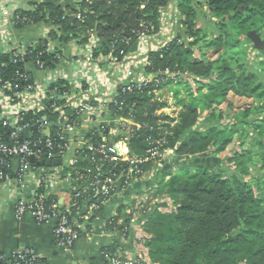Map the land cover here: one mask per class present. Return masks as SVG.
Listing matches in <instances>:
<instances>
[{
  "label": "trees",
  "instance_id": "1",
  "mask_svg": "<svg viewBox=\"0 0 264 264\" xmlns=\"http://www.w3.org/2000/svg\"><path fill=\"white\" fill-rule=\"evenodd\" d=\"M71 1L76 7L32 5V10H20L17 14L23 22L17 26L23 28L42 21L51 23L58 30L50 33V44L62 45L74 40L79 45H86L94 36L101 42L102 49L111 52L119 61L123 59L119 56L121 51L128 55L137 48V33L149 28L154 29L153 34L161 33L160 9H167L172 0H147L145 8H142L145 0ZM205 6L210 11L212 23L217 24V20H221V30L224 29L226 35L222 34L205 45L214 54L229 55L227 47L237 49L241 45L240 38L250 42L248 35L251 32L264 36V0H201L196 4L193 0H177L179 20L173 36L163 49L151 51L147 56L146 71L156 78L146 88L128 95L124 109L119 114L123 119L133 121L134 125L128 126L131 133H126L120 127L121 133L113 139L107 131L102 136V130H94L87 138L98 148L104 142V137L109 148L116 151L123 140L127 141L129 155L120 156L117 163L106 164L103 168L105 177L114 175L120 179V186L111 195L124 189L130 170L136 167L140 174L134 172L132 176L139 179L154 168L153 162L132 165L127 162L128 157L135 162L145 161L148 151L155 147L161 155L174 151L176 165L164 168L159 186L165 188L163 193L172 200L175 211L164 214L155 210L143 225L144 233L151 238L146 245L153 264H264V190L260 188L258 195L254 190L255 179L245 180L250 175L247 166L252 154L244 150L241 153L234 152L227 159L236 164L237 173H227L219 166L220 160L214 158L192 165L180 163L184 158L205 157L214 147L219 159L227 157L224 155L233 144L234 135L228 132L227 138L223 139L221 136L224 132L215 128L207 136L194 130L201 118L199 106L203 101L192 99L190 104L179 101L181 110L175 119H171L159 114L167 105L155 100V92L174 83L166 73L189 75L200 80H208L218 74L213 88L201 87V90H216L220 94L219 99L222 98L220 102H212L209 106L210 119L221 120L222 116L214 113V103L219 107L227 101L232 103L226 104V109L236 119L240 116L239 123L248 120L252 112L259 115L264 111V78L245 65L235 69L229 67L228 59L222 63L214 62L206 54L203 55L205 60L194 58L193 48L206 42L203 34L205 29L199 26V14ZM48 43L39 46L37 52H45L44 59L47 66L51 67L56 62V55L62 54V50L61 46H57L54 53ZM23 71L22 64L15 65L7 55L0 56V77ZM69 90L70 86L64 84L59 92ZM234 96L240 98L239 103L243 98L255 99V104L237 107ZM55 100L48 99L47 104L52 105ZM58 105L64 106L60 102ZM115 110L114 106H110V111L115 113ZM63 112L69 116L73 110L64 108ZM57 118L58 113L50 112L48 115L51 122ZM161 123L167 125L159 131ZM153 140H160L161 143L153 144ZM263 144L259 141V146ZM100 159L99 155L85 150L76 167L69 169L79 180V191L70 194L80 209H74L76 214H81L82 206L89 199L92 200L89 206L97 205L98 213L103 210L104 199L96 196L91 184ZM117 220H109L107 229L112 230ZM103 250L115 253L116 246ZM91 264L99 263L92 260Z\"/></svg>",
  "mask_w": 264,
  "mask_h": 264
},
{
  "label": "built area",
  "instance_id": "2",
  "mask_svg": "<svg viewBox=\"0 0 264 264\" xmlns=\"http://www.w3.org/2000/svg\"><path fill=\"white\" fill-rule=\"evenodd\" d=\"M146 3L147 0H145L142 8H145ZM203 12L204 16L207 13L205 7ZM160 14L161 32L165 24L173 25L170 30L172 32L179 20L177 0H172L167 9H160ZM207 14L210 15V11ZM13 21L16 25L19 22H23L17 13L14 14ZM153 32L154 29L149 28L137 33L139 37L138 45L147 47L150 40L157 35L153 34ZM169 39L163 38L164 44H161L156 50L163 49ZM37 49H23L21 46H15L7 56L13 64H22L24 71L16 72L12 76L3 75L0 77V188L15 186L14 215L18 220L30 216L39 224L56 221L54 229L55 241L64 252H70L81 236L93 237L94 225H91V217L93 212L98 210L99 207L95 204L89 206V203L92 202L89 199L82 206L81 214H76L74 209L80 210L76 201L70 198L71 206H61L64 199L60 200L58 198L56 189L62 184L61 182H64L66 187L68 184L67 188L70 194L79 191V180H74V175L69 172V169L76 167L83 156V152L87 150L101 157L99 160L100 164L95 168L91 181L92 186L96 190V196L104 199L103 206L114 196L111 195V192L120 186V179H116L114 175L105 177L103 168L106 164L117 163L118 157L129 155L127 142L123 140L120 149L116 151L109 148V143L104 137V142L98 148H95L87 137L95 130V126L98 127L97 130H102V136L107 131L109 137H114L113 127L124 124L128 126L134 125L132 120H125L121 115L119 116L124 109L126 98L135 90L146 88L148 83L154 80L156 76L147 73L146 59L143 73L138 76L136 82H131L124 86L120 85L116 88L114 94L105 99L93 100L75 89L63 93L59 92V89L64 86L63 84H57L54 87L53 97L50 98L49 93H46L38 84L33 82L29 73L25 70V67L32 63L38 70L48 71L49 67L44 59L45 52H37ZM119 56L124 58L127 57V54L121 51ZM55 58L59 59L60 55L57 54ZM166 75L169 76L170 74L166 73ZM48 99L50 101L56 100L52 105H48ZM58 102L64 106H59ZM110 106L116 108L115 113L110 111ZM64 108L72 109V114L66 116L63 112ZM106 110L110 111L113 118L111 127L102 124L100 121L102 112ZM50 112L58 113V118L55 122H51L48 119ZM80 125H85L86 127L85 138H83L84 145L79 150H72L71 141H73V136H75L76 130ZM136 127L140 128L138 125ZM152 142L156 145L161 143L160 140H153ZM163 155L159 154L158 148L155 147L148 151V157L145 161L135 162L128 157L127 162L135 166L145 162L154 163ZM57 160L61 162L60 166H47L48 162ZM92 162H94V158ZM134 172L140 174L136 167L130 170L124 190L135 179L132 176ZM33 174H37V178H34V180L38 188L37 192L29 194ZM77 183L78 185H76ZM143 209L139 201L138 210L136 211L137 219L141 220L142 215L140 222L144 225L147 221L146 214L148 211L146 212ZM85 210H87L86 213H84ZM127 214L131 216L133 212ZM113 219L110 218L109 220ZM89 228L92 229L91 232L88 231ZM134 230L132 228L131 231L123 229L124 238L128 239L130 233L138 234ZM109 231L111 230H108L107 227L104 228L105 233ZM137 240H139L138 237ZM140 247L136 243L134 251L125 254L102 250L100 252L103 260L101 264H152L147 252ZM0 264L48 263L34 250L24 249L17 252L11 259L0 255Z\"/></svg>",
  "mask_w": 264,
  "mask_h": 264
},
{
  "label": "crops",
  "instance_id": "3",
  "mask_svg": "<svg viewBox=\"0 0 264 264\" xmlns=\"http://www.w3.org/2000/svg\"><path fill=\"white\" fill-rule=\"evenodd\" d=\"M32 5L76 7L71 0H0V55H8L15 46H21L23 49L38 48L50 42V33L53 30H58L51 23L45 21L18 28L13 21L14 14L20 10H32ZM163 31H166V29ZM162 32L160 35L154 36L147 47L138 45L133 52L119 61L113 57L111 52L102 49L101 42L94 36L86 45H79L74 40L62 45L48 43L49 49L54 53H56L55 48L61 46L62 54L58 53L60 58H55L56 62L49 67L48 71H40L32 63L28 64L25 70L29 73L33 82L38 84L46 93H49L50 98L53 97L54 87L57 84H67L72 90L75 89L87 95L90 99H105L114 94L116 88L120 85L124 86L136 82L138 76L143 73L147 54L156 50L163 38H168V35ZM162 95L163 90L157 91L155 100L160 101ZM100 121L102 124L111 127L113 118L110 111H103ZM97 128L95 126L94 129L97 130ZM85 130V125H80L77 128L73 141H71L72 150H79L83 147ZM172 161L175 164L176 159ZM162 173L157 168L154 173L139 178L125 191L112 196L103 206V210L94 218L93 237L81 236L70 252H64L55 241L56 221L39 224L30 216L18 220L14 215L15 186L0 188V255L11 259L17 252L31 249L48 264H91L92 260H97L101 264L103 260L100 252L107 247L116 246V252L119 254L132 253L135 247V234L132 233L131 238L125 239L123 236L125 224H118L117 229L105 233L106 222L110 218H124L126 212L128 213L131 209L128 204L132 202L131 198L133 196L138 197V201H141L142 196H149L157 200L155 201V208L163 206L162 197L166 195L156 190V196L155 193L151 196L152 192H150L151 186H154L155 183H158L159 186ZM34 178H37V174H33L29 194L37 192L38 185L35 183ZM75 179L76 177H74ZM61 183L57 187L56 193L60 200L64 199L61 206L69 207L72 202L67 188L68 184L66 187L64 182ZM151 211L149 210L150 213ZM86 212L87 210L84 211V213ZM132 227L133 225H131ZM95 230H97V233H95ZM136 235L138 238L141 236ZM97 237L98 240H95ZM96 241H99V243H96Z\"/></svg>",
  "mask_w": 264,
  "mask_h": 264
},
{
  "label": "rangeland",
  "instance_id": "4",
  "mask_svg": "<svg viewBox=\"0 0 264 264\" xmlns=\"http://www.w3.org/2000/svg\"><path fill=\"white\" fill-rule=\"evenodd\" d=\"M199 1L201 0H193L195 4L196 2H199ZM205 8L208 13L209 11L208 8L206 6ZM207 13H205L204 16H203V11L199 14V26L205 29V31H203V34H204V38L206 42L204 43L202 42L198 46L193 48L194 58L198 60L199 59L205 60L206 58H204L203 55L206 54L207 58H210L214 62L216 61V62L222 63V62H225L226 59H228L227 62H228L229 67H232L235 69L237 67L245 65L247 69L253 70L261 78H264V71H263L264 70V50L263 51L256 50L251 41L247 42L244 38L238 39L241 42V45H239L237 49H231L227 47L226 50L229 53V55H226V56L223 53L214 54L211 48L207 49L205 47L206 44L213 42L214 40L219 38L222 34L226 36L224 33L225 32L224 29L221 30V24H220L221 20H217V24L216 22L212 23L211 15H208ZM171 27H173L172 24L163 25L162 30L166 29V31H163L162 33L168 35L167 36L168 38H171L174 34V28L172 32L170 31ZM233 34L235 33L233 32ZM261 37H262V40L264 41V36H261ZM161 44L162 45L164 44L163 41L159 44V46ZM147 56L145 57L146 59H147ZM217 75L213 76L212 78L208 80L196 79L189 75H180V76H177L174 74L169 75L168 78L172 79L174 83L170 87L163 90V95L160 101L157 100L167 105L161 112H159V114H165L166 116H169L171 119H175L178 115V112L181 110V107L178 105L179 101L183 100L187 104H190L192 99H196L200 102L203 101V104L201 103L199 106L201 118H200L198 125L195 127L194 130L207 136L209 131L215 128L220 132H224L221 136V138L223 139H226L228 136V132H231L234 135L233 144L228 148L227 152L224 155V156L227 155V157H222V158L220 157L219 159L218 155L215 154L216 148L214 147L209 151V153L205 155V157L199 156V157L192 158V159L184 158L180 160L181 161L180 163L192 165L197 162L202 163L203 161L211 160L212 158H214V159L220 160L219 166L222 169H224V171H226L227 173H231V172L237 173L236 164L230 163L227 159L231 158L234 152L241 153L244 150L246 152L249 151L252 154V160L247 166L249 168L250 175L247 176L245 180L251 181L252 179H255L254 190L259 195V189L261 188L264 190V144L262 146H259V141H262L264 143V111L260 112L259 115L252 112L250 113L251 116L248 120L243 121L244 123H239V119H241L240 116H238L239 119L238 118L236 119V117L232 115L226 109L225 107L226 104L228 105L232 103V102L227 101L225 104L219 107H217V104L214 103V108H213L215 110L214 113L218 116L221 115L222 116L221 120L219 121L218 119H210L209 116L211 112L208 110L209 106L212 104V102H220L222 100V98L219 99L220 94L216 90L214 91L207 90L209 88H213L214 81ZM238 75H241L240 72H238ZM180 80L183 83L181 82L182 84L179 85ZM202 86H207L209 88H205L201 90ZM228 99L230 98L228 97ZM233 100L235 101V105L237 107H239L240 105H245V104H249L250 106H253L255 104V101H254L255 99L251 100V99L242 98V100L239 103L238 101L240 100V98L237 96H234ZM165 125L167 124L166 123L159 124L158 130L159 131L164 130ZM120 127L123 130H126V133L128 134H130L132 131L131 128H128V125H125V124L121 126H115L113 127L114 137H111L112 139L117 137L121 133ZM232 131L235 132L236 135ZM168 135H171V134H168ZM242 143H244V145H242ZM174 159L177 160L174 154V151H171L170 153H165L161 158L159 157V160L154 162V168L148 173L143 174L142 177H147L148 174L154 173L155 170L157 171V168L158 170L163 172L166 166L174 167L176 165V162L174 164V161H172ZM213 163H211V165ZM137 180L135 178L127 186V188L130 187L132 184H134ZM160 187L161 186H158V183L157 184L155 183L154 186H151V191H150L152 192L151 196H153L154 193L156 196V190H159V193L160 191L161 193H163V190L165 191L164 187H161V189ZM123 191L125 190L123 189L122 192ZM163 194H165L166 196L162 197V201L160 200L163 204V206H161L160 208L159 207L155 208V204H156L155 201L157 200H154L152 197H149V196H142L140 204L144 208L143 209L144 211L146 212L148 211L146 214L147 221L155 210H159L161 213H164V214H170L175 211V207L173 205L172 200L167 196L166 193H163ZM131 200L132 202L128 204L130 205L129 208H131L128 211V213L133 212V215L131 216L127 215V212H126V214L124 215V218L118 217L117 223L112 230L117 229L116 227L118 226V224H122V225L125 224L123 229L124 230L127 229L131 231V225H133L132 229H135L134 231L138 232L139 236L141 235L139 237V240H137V237H136L137 235H135V239H134L135 244L137 243V245L141 246L144 249V251L147 252L148 257L151 260L149 248L146 245L147 242L151 238L144 233L143 224L140 222L142 220V215H141V220L137 219L138 215L136 214V211L138 210V204H139L138 197L133 196ZM149 210L150 211L152 210L151 213L149 212ZM98 211L99 210H96L93 212L92 217H91V221H92L91 225L95 226V224H93L92 218L98 214ZM95 233H97V230H95ZM131 234L132 233H130V235ZM128 238H131V237L128 236ZM95 240H98V237ZM96 243H99V241H96Z\"/></svg>",
  "mask_w": 264,
  "mask_h": 264
},
{
  "label": "water",
  "instance_id": "5",
  "mask_svg": "<svg viewBox=\"0 0 264 264\" xmlns=\"http://www.w3.org/2000/svg\"><path fill=\"white\" fill-rule=\"evenodd\" d=\"M248 38L253 43L254 48L256 50H259V51H263L264 50V41L262 40V37L259 34H257L256 32H251L248 35ZM73 48L76 49L75 46H73ZM60 165H61V162L59 160L47 163V166L58 167Z\"/></svg>",
  "mask_w": 264,
  "mask_h": 264
}]
</instances>
